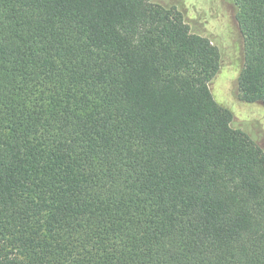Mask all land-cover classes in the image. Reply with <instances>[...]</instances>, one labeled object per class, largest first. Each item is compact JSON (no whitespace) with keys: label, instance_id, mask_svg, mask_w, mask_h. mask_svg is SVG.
<instances>
[{"label":"trees","instance_id":"16d2710c","mask_svg":"<svg viewBox=\"0 0 264 264\" xmlns=\"http://www.w3.org/2000/svg\"><path fill=\"white\" fill-rule=\"evenodd\" d=\"M264 105V0H233ZM221 65L153 0H0V264H264V150Z\"/></svg>","mask_w":264,"mask_h":264},{"label":"rangeland","instance_id":"374dc122","mask_svg":"<svg viewBox=\"0 0 264 264\" xmlns=\"http://www.w3.org/2000/svg\"><path fill=\"white\" fill-rule=\"evenodd\" d=\"M176 7L195 34L206 37L220 52L221 65L210 82L214 100L233 114L232 126L250 135L264 150V105L244 103L235 92L242 68V41L233 0H153Z\"/></svg>","mask_w":264,"mask_h":264}]
</instances>
